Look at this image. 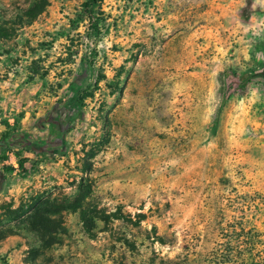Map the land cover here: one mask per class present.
Instances as JSON below:
<instances>
[{
    "label": "rangeland",
    "instance_id": "374dc122",
    "mask_svg": "<svg viewBox=\"0 0 264 264\" xmlns=\"http://www.w3.org/2000/svg\"><path fill=\"white\" fill-rule=\"evenodd\" d=\"M6 132L0 264H264V0H0Z\"/></svg>",
    "mask_w": 264,
    "mask_h": 264
},
{
    "label": "trees",
    "instance_id": "16d2710c",
    "mask_svg": "<svg viewBox=\"0 0 264 264\" xmlns=\"http://www.w3.org/2000/svg\"><path fill=\"white\" fill-rule=\"evenodd\" d=\"M42 8L40 4H36L33 6L31 9L27 10V14H29L31 17H35L41 12ZM249 77H242L239 80V88L242 89L243 86L246 85V83L249 82L250 80ZM83 97L86 96H79L78 103H82ZM215 126V122H213L212 127ZM51 133L54 132L55 136H58L61 130L59 127V124L54 122L51 125ZM57 132V133H56ZM44 143L35 141L32 137H30L28 134L25 133H18V132H12V133H4L3 136L0 138V150L5 149L9 146L11 147H19L22 148L23 150H43L41 147ZM59 148V147H58ZM58 148H50V152L53 153L57 151L56 149ZM60 151V149H59ZM17 166L20 168L21 163L17 161ZM12 170L11 167L4 166L3 171H10ZM46 203V202H45ZM47 204V203H46ZM41 205H45L44 203H41ZM40 205V206H41ZM40 206L38 207L37 205L33 204L30 207V210H28V213L26 214V219L25 223L29 227L31 231H34L41 242L43 246H48L51 241H48L51 239L52 236H50L51 233L54 232V228L57 227L55 224L56 221L53 219L50 215H46L44 213L45 210H40ZM73 210H78L80 219L82 220L83 223H90L93 222V219L96 218V216H91V211L88 205L83 204V198H76L72 202ZM26 213V212H25Z\"/></svg>",
    "mask_w": 264,
    "mask_h": 264
},
{
    "label": "flooded vegetation",
    "instance_id": "af4514ba",
    "mask_svg": "<svg viewBox=\"0 0 264 264\" xmlns=\"http://www.w3.org/2000/svg\"><path fill=\"white\" fill-rule=\"evenodd\" d=\"M46 143H49V145H51V148H55L56 147V145H55V140H51V139H48L47 141H46ZM44 145H45V143H44ZM42 148L44 147L43 145L41 146Z\"/></svg>",
    "mask_w": 264,
    "mask_h": 264
},
{
    "label": "crops",
    "instance_id": "0c3cea01",
    "mask_svg": "<svg viewBox=\"0 0 264 264\" xmlns=\"http://www.w3.org/2000/svg\"><path fill=\"white\" fill-rule=\"evenodd\" d=\"M7 121V123H8V125H12L14 122V120H6ZM24 121V120H23ZM23 121H21V123L23 122Z\"/></svg>",
    "mask_w": 264,
    "mask_h": 264
}]
</instances>
